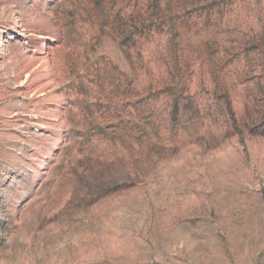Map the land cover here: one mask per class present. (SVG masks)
<instances>
[{"label": "rangeland", "instance_id": "obj_1", "mask_svg": "<svg viewBox=\"0 0 264 264\" xmlns=\"http://www.w3.org/2000/svg\"><path fill=\"white\" fill-rule=\"evenodd\" d=\"M0 264H264V0H0Z\"/></svg>", "mask_w": 264, "mask_h": 264}]
</instances>
